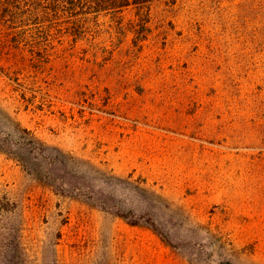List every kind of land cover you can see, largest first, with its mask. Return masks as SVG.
<instances>
[{
	"label": "rangeland",
	"instance_id": "rangeland-1",
	"mask_svg": "<svg viewBox=\"0 0 264 264\" xmlns=\"http://www.w3.org/2000/svg\"><path fill=\"white\" fill-rule=\"evenodd\" d=\"M137 18L0 27V264H264V0Z\"/></svg>",
	"mask_w": 264,
	"mask_h": 264
},
{
	"label": "trees",
	"instance_id": "trees-1",
	"mask_svg": "<svg viewBox=\"0 0 264 264\" xmlns=\"http://www.w3.org/2000/svg\"><path fill=\"white\" fill-rule=\"evenodd\" d=\"M152 1L0 0V27L4 26L6 31L1 33L8 34L10 42L16 45L14 48H30L34 54L43 58L49 55L53 44L59 41L71 39L77 44L79 40L91 39L90 24L102 14H118L125 9L135 8L138 23L145 27L149 21ZM120 33L126 35L127 32L122 30ZM26 163L23 160V166L26 167ZM129 223L139 225L140 222L136 220Z\"/></svg>",
	"mask_w": 264,
	"mask_h": 264
}]
</instances>
